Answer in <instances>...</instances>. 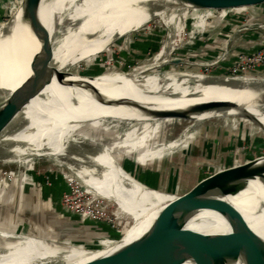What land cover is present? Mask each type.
Here are the masks:
<instances>
[{"label":"bare ground","instance_id":"obj_1","mask_svg":"<svg viewBox=\"0 0 264 264\" xmlns=\"http://www.w3.org/2000/svg\"><path fill=\"white\" fill-rule=\"evenodd\" d=\"M175 3L172 0H41L39 17L44 31L50 36L53 49L50 74L53 71L59 74L75 65V62L67 60L84 52L104 32L112 19L158 14L173 33L153 63L140 67L128 76L114 78L101 75L93 81L82 78L78 82H87L84 85H69L68 81H77L74 79L64 84L59 82L48 85L20 115L0 131V162H21L32 156L50 158L59 166L67 167L71 171L69 174L74 175L96 196L115 202L121 214L134 217L135 225L138 226L153 223L167 206L152 237L151 253L158 258L192 253L202 259L216 260L237 253V258L229 264H246V257L264 258V183L260 180L249 181L240 193L225 198L241 215L225 214L201 210L177 202L174 197L163 192L144 188L121 168L124 154L118 158L110 155L115 152L111 146L113 142L108 144L109 151L96 156L84 155L80 151L87 141L93 142L95 146L101 143L93 139V135L88 136L86 131H112L113 128L116 132L120 126L132 125L136 128L125 137V142L133 144L138 142L130 140L134 132L147 130L153 134L157 123L161 125L160 131L163 134L167 128L162 126L173 123L172 119L156 120L140 112L134 106L136 104L153 111L158 110L155 105L165 111H185L203 103L228 101L235 103L238 108L226 112H208L196 117L203 120L221 115H240L242 110H247L260 119L258 121L250 117L248 120L258 123L264 129V113L258 111L252 103L257 96L264 95V77L231 79L165 70L163 73L137 78L143 71H157L161 65L172 61L170 53L182 40L187 16L186 13L168 12L167 7ZM16 12L14 8L12 15ZM84 27L83 35L68 39ZM39 48L40 43L23 21L22 12L0 29V103L9 100L26 85L32 75L31 58ZM98 50L93 48L91 53L96 55ZM77 56L80 58L81 55ZM100 97L107 100L128 99L132 102L108 106L99 101ZM106 118L114 121L105 124ZM125 142L124 146L119 142V147H130ZM122 151L129 157L125 149ZM149 151L152 153L144 154L143 162L160 157L155 149ZM139 156L138 160L142 157ZM85 159L92 161L95 167L84 165ZM263 160L264 156L244 164L243 171L234 174L227 184L245 177ZM231 175L232 169L223 182L219 181L218 176L215 178L222 184ZM221 230L223 232H214ZM225 230H231V235L225 233ZM214 234L220 236H212ZM52 239L17 236L13 231L0 228V264H82L108 254L89 252L80 246ZM204 239L207 243L193 248ZM184 264L195 263L186 261Z\"/></svg>","mask_w":264,"mask_h":264},{"label":"rangeland","instance_id":"obj_2","mask_svg":"<svg viewBox=\"0 0 264 264\" xmlns=\"http://www.w3.org/2000/svg\"><path fill=\"white\" fill-rule=\"evenodd\" d=\"M15 1V0H14ZM12 8V0H8V15L5 19L0 21V24L7 25L11 23L15 15L11 16L10 19V12ZM264 11V7L255 8L246 12H240L238 14H232L228 16L234 15H243L244 17H257L262 14ZM199 17L201 18L200 23L198 24ZM221 18V16H212L207 17L205 22V17L202 16H186V20L184 21V30L182 35V40L177 45L174 46L172 52L170 53V58L173 59H183L186 63L180 64L178 66L170 65L159 68L157 71L153 69L149 71H143L139 73V78L141 75L149 76L153 74H159L166 71L176 70V71H184V72H192L196 74H204L209 76L215 77H233L226 74V72L220 73L219 65L214 64L211 61H204L199 60L197 53L192 52L188 47L193 44V39L196 37L194 36L195 33L198 34L196 39H199L200 32L205 30L207 31V26L211 19ZM112 19V22L108 25L105 29L108 33H101L98 39L90 44V46L82 53H78L82 56L83 53H88L93 58H96L90 66H86L85 63H81L78 65V70H76V74L73 77H70L69 80L74 79L80 81L82 78L77 76V73H90L93 75V72L100 71L102 73H108L104 75L106 77L113 76L114 78L125 77L132 74L135 70H138L140 67H144L150 63L154 62L155 57L160 53L163 45L165 42L168 41V38L173 33L172 30L166 25V22L160 17L158 14H148L146 16L134 15V16H123ZM263 20V19H262ZM122 21V22H121ZM261 21V20H260ZM198 24L196 27V31L194 30V26ZM206 23V24H205ZM262 24L263 22H259ZM258 24V22H257ZM256 24V27H257ZM2 25V26H3ZM254 25V24H253ZM110 27V29H108ZM255 27V26H253ZM84 29H81L74 33L68 39H73L75 37H79L83 35ZM117 29H124L126 37L120 39L115 44H113V39L110 35ZM200 29V30H199ZM110 33V34H109ZM260 36L264 35V31H258ZM194 38H191V36ZM196 42V41H195ZM91 47V48H90ZM99 49L96 55L91 53V49ZM78 54H75L74 58L71 59L75 63L79 62L80 58H78ZM70 60V59H69ZM150 61V62H149ZM216 61V60H214ZM235 62V61H234ZM233 62V63H234ZM232 63V65H233ZM231 65V66H232ZM70 68V67H68ZM259 70L263 71V68ZM219 72V73H218ZM229 73V72H227ZM250 77L255 78H262L264 77L263 73H251ZM136 78V79H137ZM68 93V92H67ZM70 93V92H69ZM2 104V103H0ZM155 108L158 109L157 111H165L160 109L159 105H155ZM196 117V116H195ZM198 119V117H196ZM237 117L234 121L231 122V118H220V119H213L206 122L201 123H194L188 121H176L174 119L172 124H167L162 126V128H167L165 133H161V125H157V128L150 134L147 130H138L134 132L130 140L135 142L131 144V142H125L126 136L136 127L132 125H123L118 127L116 132L115 129L112 128L111 130L105 129L104 131L98 132H91L86 131L88 136H94L93 139H98L101 143H97L96 146L93 145V142L87 141L85 142L84 146L81 147L84 155H94L100 154L102 152H106L108 150V144L113 142L111 146L112 150L115 152L110 153V155L114 158H118L121 155L122 160L120 162V166L124 168L132 177H134L138 182L143 183L145 179H147V183L155 184L157 182H167V184H171L173 182H177L178 178L184 176L183 179H187L188 176H191L202 168L206 167V171L212 173L214 177H219V181L223 182L229 174L230 169H232V175L229 177L228 181L222 184H227L230 178L238 173L243 171V165L251 162H255L258 158L264 156V148H259L256 150L253 147H241L236 145L233 146L231 149H228L232 152L233 155L231 158L221 161L219 163H214L215 160L222 159L223 157H227L226 151L223 153L218 152L219 154H215L214 147H208L205 145L201 149L202 157L197 153L193 154V151H198V147H190L196 140L200 138H208V134H206V128H211L214 130L227 128L231 123H241ZM246 121V120H244ZM167 126V127H166ZM131 129V130H130ZM130 130V131H129ZM203 132L204 134L201 135L200 133ZM198 133L200 136H198ZM223 132L218 136L216 139H220L221 142L228 141V137L225 135L223 136ZM119 135V136H118ZM243 139L247 138V133L242 132ZM212 137V136H211ZM215 138V136H213ZM114 138V139H113ZM138 138V139H137ZM213 139V138H212ZM123 140V141H122ZM124 146L129 145L130 147H119L120 144ZM243 142V140H239V143ZM241 144V143H240ZM155 149L156 152L160 154V157L153 161L143 162V155L144 154H151V149ZM126 150L129 157H126L124 151ZM252 150V151H251ZM109 151V150H108ZM250 151V152H248ZM245 152V153H244ZM239 154V155H236ZM138 155L141 159L138 160ZM236 155V156H234ZM42 159V160H41ZM138 160V161H137ZM86 164L88 166L95 167L94 163L90 160H86ZM27 162V163H26ZM48 162V163H47ZM122 164V165H121ZM81 165V164H80ZM67 167L59 166L54 162V160L47 158V157H38L32 156L27 157L19 161H14L10 163H1L0 162V204L2 201H5V193L7 190L12 189L20 179L23 182H30L35 181L36 178H43L47 180L48 184H52L55 180H62L65 185H69L71 183L70 179L75 178L73 183H78L79 186L83 188L84 191L88 190L91 192L85 184L80 182L74 175H70L71 172ZM101 171V170H100ZM65 176V177H64ZM144 180L141 181L140 178ZM182 179V178H181ZM145 183V182H144ZM10 187V188H9ZM67 188V187H66ZM95 195V194H93ZM105 203H107L109 209L108 215L112 220L119 225L128 218V215H122L119 206L113 202L105 199ZM9 208V207H8ZM7 211L11 208L8 209ZM18 209V211H17ZM13 212H6L4 214L3 220H6V224L3 221H0V228L11 232L13 231L17 236H34L46 239H54L59 240L65 243H69L73 246H80L84 248V246H89V244L82 242H70L64 237L61 239L58 237L57 234L53 229L47 228L46 230L42 228H38L39 230L35 229V224L39 225L37 221H30L24 222L22 221V215L20 208L12 209ZM152 222L142 223L140 226L133 225V227L127 231L126 236L122 245H128L133 241L139 239L142 235H144L148 229L151 227ZM41 229V230H40ZM44 230V231H42ZM214 232H223L221 231H214ZM225 233L231 235V230H225ZM226 235L224 233H221ZM102 234L98 233V237H101ZM212 236H220L219 234H214ZM181 237V234H180ZM179 237V238H180ZM52 239V240H53ZM99 240V238H98ZM98 240H95L91 243L92 247L99 245L100 243ZM105 241V240H104ZM207 243V241L201 240L196 243L193 248L201 246ZM84 245V246H82ZM116 248H112L107 250L106 252L110 253L114 251Z\"/></svg>","mask_w":264,"mask_h":264},{"label":"water","instance_id":"obj_3","mask_svg":"<svg viewBox=\"0 0 264 264\" xmlns=\"http://www.w3.org/2000/svg\"><path fill=\"white\" fill-rule=\"evenodd\" d=\"M41 0H15V8L22 9V19L28 24L30 31L40 43L39 51L31 58L30 70L32 75L28 78L26 85L6 102L0 104V131L20 115L26 107H28L34 99L52 83L50 77V65L53 57V49L51 39L42 27V22L39 17V7ZM176 3L173 6L167 7L168 12L186 13L187 16H228L246 12L255 8L264 7V0H172ZM12 16V9L10 12V19ZM34 42V41H33ZM194 43V42H193ZM186 63L183 59H173L172 61L163 64L160 68L165 66H178ZM166 72V71H165ZM98 75H88L87 73H77L78 77L87 78L93 81ZM72 73L60 72L58 81L64 84L66 80L73 77ZM224 78H238V77H224ZM255 78V77H254ZM69 85H84L87 82L68 81ZM102 104L108 106L122 105L129 101L128 99L110 100L99 98ZM258 111L264 113V95L257 96L252 102ZM138 110L156 120L174 119L176 121H188L194 123L206 122L213 119L220 118H240L246 119L252 117L258 121L256 116L249 113L247 110H242L240 115H221L218 117L206 118L198 120L195 116L202 115L208 112H226L228 110L237 109L235 103L228 101H214L193 106L185 111H153L141 105H134ZM261 108H263L261 110ZM114 120L106 118L104 123L110 124ZM250 120H248L249 122ZM125 122V121H124ZM136 124L135 121H131ZM249 123L258 127L263 133L264 129L254 121ZM122 168V167H121ZM123 170L127 172L124 168ZM184 176L178 178L177 182L170 185L167 182L140 183L144 188L151 191L163 192L175 198V201L190 204L201 210L216 211L225 214L241 215L240 212L232 204L228 203L225 198L240 193L251 180H260L264 183V160L248 173L245 177L238 179L229 184H219L218 179L208 171L206 167L202 168L197 173L183 179ZM134 178V177H133ZM182 178V179H181ZM135 179V178H134ZM136 180V179H135ZM167 206L161 210L148 231L139 239L133 241L128 245H122L126 233L135 224V219L128 215L116 230L107 236L105 241L94 247L84 246L89 252L103 253L109 249L114 251L104 254L98 258L82 264H184L186 261H192L195 264H229L232 259L237 258V253L232 257L226 255L216 260L202 259L192 253L172 254L166 257L158 258L151 253L152 237L154 232L162 220L164 211ZM74 227L72 230H75ZM72 232V231H71ZM64 233V232H63ZM71 242V239H69ZM248 250V249H247ZM250 252H252L250 250ZM239 253V252H238ZM246 264H264V258H244ZM58 264H74V263H58Z\"/></svg>","mask_w":264,"mask_h":264},{"label":"crops","instance_id":"obj_4","mask_svg":"<svg viewBox=\"0 0 264 264\" xmlns=\"http://www.w3.org/2000/svg\"><path fill=\"white\" fill-rule=\"evenodd\" d=\"M14 2L15 1L12 0V10L15 8ZM7 9L8 0H0V21L7 17ZM15 9L17 10L16 17L19 12H22V9ZM257 22L258 24H260L259 22L264 23V11L257 17L252 16L247 18V16L244 17L243 15H234L211 19L208 25L205 23L207 31L204 33L203 37L194 42L198 37V34L195 33L196 37L193 39V44H196L188 48L199 55L197 56L199 60L212 62L217 59H222L223 61L219 66V71L223 74V72L228 71L239 54L252 53L258 49L260 33H258L256 29ZM2 25L3 24H0V29L5 26ZM244 27H249V30H242ZM108 29H110V27ZM103 33L107 34L108 31L106 32V30H104ZM201 33L202 32H200V34ZM110 36L114 41L113 44L126 37L124 29H117ZM95 59L96 58H93L88 53H83L79 62L62 72L75 75L79 64L85 63L86 66H90ZM67 61L74 62L72 60ZM260 73L264 74V70L260 71ZM107 74L108 73H104L103 75ZM58 76L59 74H54V71L50 74L52 83H59L57 79ZM69 79L70 78L67 80ZM235 119L237 118H231V122ZM238 120L241 123H236L234 125L231 123L227 128L225 127L218 130L206 128L205 131L206 134H208V138L204 139L199 137L196 140L197 142H194L190 146L198 147V151H193V154L195 155V153H198L202 155V150L199 148L205 145L211 148L214 147L212 150H215V154L226 151L229 156L215 160L213 163L215 164L231 158L233 155H231L232 152L228 149H231L233 146L236 147V145L241 147H253L254 149L252 150L264 148V133L248 121H244L243 119ZM222 132L224 133L223 136L225 135L228 137V141L223 143L220 139H216V136L219 137ZM242 132L247 133V138L243 139L241 136ZM200 134L203 135L204 133L201 132ZM198 136H200L199 133ZM213 136H215V138ZM239 140H243V142H240V144ZM201 155L200 157H202ZM140 180L143 181L144 179L141 177ZM144 182L147 183V179H145L143 183ZM65 190L66 185L62 180H55L52 185L48 184L46 179L40 177L30 182H23V180L20 179L12 189L7 190L5 193V201H2V205H0V221L2 220L3 223L6 224V220H3L4 214L9 211L13 212L12 209L15 207L20 208V213L23 218L22 221H37L40 226L35 224V229L39 230L38 228H42L46 230L47 228H51L59 234L58 237L60 239L64 237V239L68 241L71 239L74 243L85 242L89 244L92 240L98 238V233L101 231L106 232L108 235L114 231L102 223L81 224L79 217L66 210L61 204L62 195ZM7 208L9 209L8 211ZM74 227H76V229L72 230Z\"/></svg>","mask_w":264,"mask_h":264},{"label":"built area","instance_id":"obj_5","mask_svg":"<svg viewBox=\"0 0 264 264\" xmlns=\"http://www.w3.org/2000/svg\"><path fill=\"white\" fill-rule=\"evenodd\" d=\"M221 17H227V16H221ZM199 19L200 20H198L197 22L198 24L201 21L200 17ZM206 19L207 17H205V22ZM197 23L194 26V30L198 25ZM256 29L257 31L259 30L264 31V23L258 24ZM204 30L202 31L199 39L203 37L205 33ZM242 30L248 31L249 27H244ZM194 36L192 34L191 38H194ZM197 40L198 39H195V41ZM258 46H259L258 49L252 53L239 54L233 65L229 67L228 71H226V74L223 75L239 78V77H250L251 73L253 74L260 73L261 70L259 69L264 67V35L260 36ZM222 61H223L222 59H217L216 61H212V62L220 66ZM70 180L71 183L69 185L68 184L66 185L67 188L62 195V199H61L62 206L66 210L77 215L79 217L80 223L83 225H86L88 223H102L107 227H109L111 230H116L119 226V223H116L108 215L107 209H109V207L107 203H105V199L100 196L93 195L94 193H90L88 190L84 191L83 188L79 186L78 183H73V180L74 181L76 180L75 178ZM99 234H102V236L98 237L99 240L98 238H96L95 240H98V242L101 243L107 238L108 234H106V232L103 231H101ZM95 240H92L89 246H93L91 245V243L94 242Z\"/></svg>","mask_w":264,"mask_h":264},{"label":"trees","instance_id":"obj_6","mask_svg":"<svg viewBox=\"0 0 264 264\" xmlns=\"http://www.w3.org/2000/svg\"><path fill=\"white\" fill-rule=\"evenodd\" d=\"M87 74L90 75V73H87ZM98 74H101V72L100 71L93 72V75H98Z\"/></svg>","mask_w":264,"mask_h":264}]
</instances>
